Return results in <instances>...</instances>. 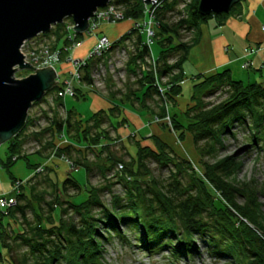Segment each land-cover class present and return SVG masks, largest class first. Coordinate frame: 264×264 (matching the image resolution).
Masks as SVG:
<instances>
[{
    "label": "trees",
    "instance_id": "trees-1",
    "mask_svg": "<svg viewBox=\"0 0 264 264\" xmlns=\"http://www.w3.org/2000/svg\"><path fill=\"white\" fill-rule=\"evenodd\" d=\"M111 2L124 8L126 20L136 21L143 17L142 0ZM184 2L186 0H166L157 11L159 32L156 31L155 37L161 49L157 58L146 44L144 34L133 29L115 41L105 54L108 58L124 42L135 46L130 58L139 72L132 71L135 77L132 88L127 93L111 88L105 96L120 100L122 105H114L109 111L99 110L86 123L73 111L66 110L65 119L55 115L41 133L42 136L50 133L52 140L54 137L61 141L69 138V144L57 147L56 153L73 166L85 169L88 176L86 195L83 200L76 201L84 190L72 176L61 183L47 177L45 187L41 189L38 187L41 183L32 184L37 176L29 179L26 183L29 189L23 184L16 195V205L7 210L0 209V264L19 263L12 258V247L4 238V222L10 218H18L21 222L22 231L15 233L14 239L26 250L20 264H96L104 248L116 240L122 246L132 245L127 232L146 253L171 248L170 259L179 260L183 254L194 257L198 253L195 245L198 239L206 245L209 254L225 258L229 264H264V211L260 202L264 189L252 181L238 179L242 165L240 158L218 159L227 137L235 138L234 130L238 128L248 131L247 139L252 142L253 149L264 146V82L246 84L234 80L230 71L198 75L184 111L178 102L183 96L184 64L198 42L200 25L212 18L223 24L230 15L241 14L242 3L235 5L229 14L203 16L199 11L200 0H190L181 10L180 5ZM191 32V40L184 41L183 33ZM51 35L56 37L53 48L60 42L64 47L69 45L65 23L38 37ZM82 36L77 34L79 43ZM65 56L66 53L62 55L63 62ZM98 61L100 59L89 60L80 69L81 82L87 87L93 86L91 72ZM145 67L152 70L146 72ZM165 78L168 79L165 97L173 106L170 110L172 128L180 142H185L188 136L192 138L204 168L201 172L195 170L193 162L179 156L169 142L158 137L137 139L129 136L136 153L133 155L125 149L127 161L112 150L122 144L119 135L111 137V132L121 125L115 126L112 118L121 116V106L126 102L148 110L154 115L153 119L165 117L167 108L157 84V79L161 83ZM60 90L59 84L46 95L53 96L54 111L64 108V99L56 95ZM219 91L226 94V99L219 103L204 101ZM46 97L34 105L46 102ZM85 97L83 90L77 88L76 98ZM180 117L188 123L180 121ZM32 122L34 120L28 117L24 130L8 142L10 153L6 167L14 164L11 160L22 146L21 136ZM155 124L173 137L166 123ZM35 138L40 141L38 135ZM206 159L214 161L207 162ZM151 163L167 168L169 176L166 179L156 177L149 167ZM94 173L100 174L105 185H91ZM112 179H116V183ZM116 184L122 187L121 195L112 192ZM106 193L111 194L109 202L103 200ZM64 196L69 199L64 200Z\"/></svg>",
    "mask_w": 264,
    "mask_h": 264
},
{
    "label": "rangeland",
    "instance_id": "rangeland-1",
    "mask_svg": "<svg viewBox=\"0 0 264 264\" xmlns=\"http://www.w3.org/2000/svg\"><path fill=\"white\" fill-rule=\"evenodd\" d=\"M182 5V4H181ZM180 5V9H183ZM70 19L65 20L64 23H68ZM128 21H124L118 24H111L107 28L108 37L112 36L113 33L121 31L124 25H128ZM155 31L159 32V27L156 25ZM184 41H190L193 37V33H183ZM90 35L86 34L82 36L83 42L81 45L70 51V55L74 57L77 53H80L84 50L86 44L85 41L89 39ZM40 38V37H38ZM48 40H51L53 45L55 44L56 37L51 35L49 37H45ZM66 39V37H64ZM90 41V40H89ZM59 48H64L62 42H60ZM57 47V48H58ZM70 47V44L68 45ZM152 54L155 58L158 57L160 52V46L158 43V39L156 37L153 38V42L150 45ZM135 46L132 43L124 42L120 48H116L110 57V61L105 58V64H107L108 78L106 81V85L102 90L90 89L91 93L101 94L103 96H107L110 92L109 89L113 88L114 91H120L122 93H127V90L132 88V84L134 82V73L132 71L139 72L138 68L135 67V64L132 65L130 54L134 51ZM124 50L126 52L124 53ZM23 54V53H22ZM65 54V53H63ZM88 56V55H86ZM67 52L65 59L67 58ZM107 60V61H106ZM64 63H62L63 65ZM55 68L60 73L59 83L62 87L64 82L68 78L67 73L72 70L67 66L62 67L60 65H56ZM152 70V69H151ZM145 67L144 71H151ZM63 71V72H62ZM64 73V74H63ZM32 72L27 70H17L15 73V78L24 79L31 75ZM67 76V77H66ZM236 80V79H235ZM264 80V79H263ZM238 81V80H237ZM258 81H261V78H258ZM168 83V79L161 80V84L166 86ZM80 89H88L83 85H80ZM192 88V83L186 82L183 85V96L182 100L190 99V92ZM58 94V93H57ZM50 97L53 98L52 95L47 96V102H42L41 104L34 105L29 112V119L34 120L26 131L21 136L23 142L22 146L18 149L15 157L12 158L11 162L14 163L10 167H6L5 163L7 162V158L10 153V145L9 143L2 144L0 146V195H10L13 191L14 185L16 183H25L27 186V182L34 176L36 180H33L32 184L35 182L41 183L39 189L45 187L44 181L47 177H50L54 182L61 183L66 178L72 176L76 179L79 185L83 188L84 194L81 197H78L76 201L83 200L86 193V186L88 185V176L85 169H79L78 167L73 166L71 163L66 161L61 155L56 153V148H62L69 144L67 140L60 139H51L50 133H45L43 136L41 133H44V130L49 127L51 121L54 116H59L62 119H65L66 110L73 111L77 114L78 118L86 123L90 120L94 114V109L96 107L94 98L88 94L84 99H77L75 97H65L64 98V108H55L56 114L54 111L55 104L51 102ZM120 99V98H119ZM226 99V94L223 91H219L211 96L206 97L204 100L206 103H219ZM127 101V100H126ZM128 103V102H127ZM170 103V102H169ZM171 104V103H170ZM131 105V104H130ZM125 105L126 108H134L135 105ZM172 106V104H171ZM173 107V106H172ZM187 105L179 107L181 110H185ZM176 109V106H174ZM117 118H112L113 124L116 126ZM180 121L187 124L188 122L180 117ZM127 122V121H126ZM126 126L130 128L131 124L128 121ZM131 129V128H130ZM132 130V131H131ZM130 136L135 135L134 127L132 126ZM135 130V131H134ZM236 137L229 136L226 139L224 149L219 153L218 159H222L224 157H234L236 159L240 158L242 160V165L240 171L237 175L238 179L241 181H252L253 183H257L260 188L264 189V146L262 148L253 149L252 142H249L247 139V130L236 129ZM111 132V130H110ZM117 131L111 132V137H116L121 134H117ZM119 133V132H118ZM122 133V132H120ZM172 133V132H171ZM168 142L177 150L181 157L187 159L190 162H193L194 165L197 166L199 172H201L202 164L200 162V158L196 153L195 147L192 142V138L190 136L187 137L185 142H181V144H176L174 146L173 137L166 131ZM173 134V133H172ZM38 135L40 141L36 140L35 136ZM174 135V134H173ZM251 135V134H250ZM136 136V135H135ZM142 138H146V132H142L140 134ZM51 142V144H50ZM54 142V143H53ZM53 143V144H52ZM124 145V146H123ZM264 145V144H263ZM128 149V152L131 154L136 153V147L132 144V142L128 139L127 143L122 142L119 146L112 148L115 154L124 158L125 161L128 158L125 156ZM19 157V158H18ZM28 158V159H27ZM92 159V157H90ZM205 161L213 162L214 160L206 159ZM35 165V166H30ZM150 169L153 171V174L159 179H166L169 176V170L167 168H160L157 164L151 163ZM15 180H18L17 182ZM116 183V179H112ZM15 183V184H14ZM91 185L100 186L105 185V180L101 178L100 174L94 173L90 180ZM47 185V184H46ZM42 186V187H41ZM29 189V185L27 186V190ZM48 189V188H47ZM112 192L116 195L122 194V187L119 184H116L112 187ZM72 194V193H71ZM218 195V194H217ZM219 196V195H218ZM50 197V196H48ZM111 194L106 193L103 200L105 202L110 201ZM64 200L69 199L67 196L63 197ZM51 200V199H50ZM75 201L73 199H70ZM242 202V200H240ZM260 202L263 205L262 211H264V195L260 197ZM58 217V215H57ZM239 218H242L239 216ZM246 223L247 221L243 219ZM6 233L4 238L6 239L7 244L12 247L11 256L15 259L16 262H22L24 260V252L26 251L24 247L19 246L15 239V233H19L22 231L21 222L18 218H10L5 220ZM9 223V224H8ZM248 223V222H247ZM249 224V223H248ZM252 227V226H251ZM141 233L140 236H142ZM127 236L131 240V246H122L118 240L115 241L113 245H107L103 250V255L101 259L96 262V264H172L171 261H174L178 264H229L227 259L225 258H217L208 253L206 245L202 243L201 240H195V245L198 248V253L195 254L194 257L189 258L186 254H183V257H180L179 260L170 259L169 250L171 248H164V250L158 253H146L141 249V244H137L133 236H131L130 232H127ZM177 240L174 241V246H176ZM139 245V246H137ZM174 246H171L172 248ZM184 253V252H183ZM235 263V262H234ZM8 264V263H7ZM236 264V263H235Z\"/></svg>",
    "mask_w": 264,
    "mask_h": 264
},
{
    "label": "water",
    "instance_id": "water-1",
    "mask_svg": "<svg viewBox=\"0 0 264 264\" xmlns=\"http://www.w3.org/2000/svg\"><path fill=\"white\" fill-rule=\"evenodd\" d=\"M112 0H0V146L20 134L29 112L48 92L59 85L54 67L33 68L25 62L21 48L26 41L49 34L52 28L70 19L74 32L85 35L89 20ZM150 5L153 0H142ZM246 0H200L203 16L229 14ZM17 70L31 75L15 78Z\"/></svg>",
    "mask_w": 264,
    "mask_h": 264
},
{
    "label": "crops",
    "instance_id": "crops-1",
    "mask_svg": "<svg viewBox=\"0 0 264 264\" xmlns=\"http://www.w3.org/2000/svg\"><path fill=\"white\" fill-rule=\"evenodd\" d=\"M240 13V15H230L223 24H219L216 18H212L200 25L198 42L191 49L188 59L184 64L185 80L182 82L183 85L184 83L186 84V82H190L193 86L198 82L196 78L198 75H212L224 71H230L234 80L236 79L246 84L264 82V32L262 31V26L264 25V0H246L242 3ZM126 21L129 22L128 25H124L121 31L109 36L112 41H118L122 36L131 31L134 22L130 20ZM110 25L111 24L106 23L102 24L98 35L108 36L107 28ZM143 36L145 42H147L146 35L144 34ZM82 40L83 38H81V43L83 42ZM96 40L97 37L90 36L89 39L85 41L86 46L82 52L77 53L74 57L70 54L69 56L74 59L86 58V55H89L96 43ZM258 47L261 48L258 53L247 56L248 49ZM106 59H108V62L111 60L110 57L107 58V56ZM246 62L250 63L248 67H245ZM60 66L61 69H63L62 67L64 66H67L69 69L72 68L68 63L61 64ZM258 78H261L262 82L258 81ZM80 87V85H77L78 89H80ZM87 88L88 89L83 90V93L86 96L89 94L94 98L96 104L94 113L99 110L109 111L114 105L121 104L118 99H108L101 94L91 93L90 89L93 88ZM191 93L192 88L190 96ZM178 102L181 107L188 105L189 100L178 99ZM125 105L130 104L126 102L121 106V116L116 119V125H122L119 126L116 132L117 134H121L122 142L127 143L132 131V126L137 130H134L137 139L142 138L140 134L145 131L146 138L153 136L168 142L167 135L165 134L166 130L153 122L154 115H152L151 112L136 107L135 109L126 108ZM123 120L124 123L122 122ZM125 120H127V122H125ZM128 121L131 124V129L125 124L128 123ZM135 135L133 134L134 137ZM173 138L175 140L174 146H177L174 135Z\"/></svg>",
    "mask_w": 264,
    "mask_h": 264
},
{
    "label": "built area",
    "instance_id": "built-area-1",
    "mask_svg": "<svg viewBox=\"0 0 264 264\" xmlns=\"http://www.w3.org/2000/svg\"><path fill=\"white\" fill-rule=\"evenodd\" d=\"M166 0H153L150 5H147L143 2V17L140 20L133 21L132 29L140 34H145L147 37L146 44L149 46L153 42V38L155 37L156 31L155 27L157 25L156 17L157 11L161 7V5ZM190 0H186L182 6L184 9L186 4L189 3ZM181 9V10H183ZM126 20V16L124 13V8L121 5L110 2L105 8L99 9L93 18L89 20V29L86 34L90 36L97 37L96 43L94 44L89 55L84 59H74L69 56L71 50L79 47L81 42L77 41V33L74 32L75 24L72 20L68 23H65L66 32L68 33V41L70 47H64L63 50L59 48H53V43L51 40H48L45 37L34 38L30 41H26L22 48L21 52L25 57V62L30 64L33 68L36 69H44L47 67H54L56 65H61L62 63H68L71 65L72 70L67 73L68 78L64 82L62 86V90L58 91L56 94L59 98L65 97H76L77 96V85H83L81 82L82 74L80 72L81 67L85 66L87 61L92 59H100L97 62L94 69L91 72V79L93 81L92 88L95 90H102L106 85V81L108 78L107 64H105V54L112 49L114 42L106 35H98L100 26L104 23L106 24H118ZM131 21V20H130ZM262 31L264 32V25L262 26ZM261 50L258 48H250L247 51V56H252L255 53H258ZM67 52V58L62 60L63 53ZM126 50H124V53ZM111 62V61H109ZM153 69H155V61L152 60ZM250 65L249 62L245 63V67ZM56 69V68H55ZM57 71V69H56ZM58 81L60 73L57 71ZM163 80V79H162ZM60 84V83H59ZM157 84L159 91L165 100V106L167 108L166 115L164 118L155 117L153 119L154 123H166L171 129L172 133L175 136L176 142L181 144L178 135L174 132L172 128V120L170 115V110L172 108L171 104L166 100L165 93L167 91V87L163 86L157 79ZM51 102H53V98L50 97ZM48 99L46 98V102ZM120 169L123 168L122 165L119 166ZM196 171L199 172V169L196 165H194ZM25 184V183H24ZM22 183H16L14 185L13 191L10 195H0V209L7 210L17 203L16 195L20 193V189L22 187Z\"/></svg>",
    "mask_w": 264,
    "mask_h": 264
}]
</instances>
